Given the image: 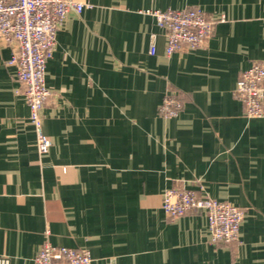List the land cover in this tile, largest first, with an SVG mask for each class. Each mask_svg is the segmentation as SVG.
<instances>
[{"label": "crops", "instance_id": "1", "mask_svg": "<svg viewBox=\"0 0 264 264\" xmlns=\"http://www.w3.org/2000/svg\"><path fill=\"white\" fill-rule=\"evenodd\" d=\"M56 32L38 156L23 85L0 40V256L34 264L45 239L92 264H264V118L233 95L264 61V0H83ZM224 15L207 42L166 55L150 11ZM169 91L182 105L164 118ZM184 186L244 211L238 241H209L203 212L168 220L162 193Z\"/></svg>", "mask_w": 264, "mask_h": 264}, {"label": "built area", "instance_id": "2", "mask_svg": "<svg viewBox=\"0 0 264 264\" xmlns=\"http://www.w3.org/2000/svg\"><path fill=\"white\" fill-rule=\"evenodd\" d=\"M91 4L83 0H0V40L11 45L8 63L16 67V79L23 85L22 94L28 107V123L35 136L38 156L47 153L51 137L44 132L42 109L51 94L45 83L47 61L56 45V32L69 11L79 13ZM165 31V53L191 51L210 38L215 23L225 16H208L201 8L184 7L150 11ZM233 95L243 106L245 118H264V61L253 62L235 83ZM182 102L175 91H169L158 106L164 118L175 117ZM161 209L168 220L185 214L203 212L208 225L209 241L230 244L238 241L244 211L223 200L203 195L182 186L167 188L162 193ZM45 239L34 264H92L85 248L54 246ZM0 264H9L0 256Z\"/></svg>", "mask_w": 264, "mask_h": 264}]
</instances>
